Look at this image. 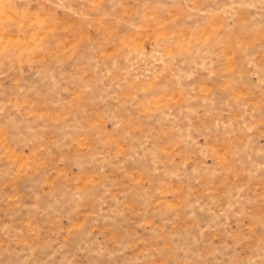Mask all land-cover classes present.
Instances as JSON below:
<instances>
[{"label":"rangeland","instance_id":"1","mask_svg":"<svg viewBox=\"0 0 264 264\" xmlns=\"http://www.w3.org/2000/svg\"><path fill=\"white\" fill-rule=\"evenodd\" d=\"M0 264H264V0H0Z\"/></svg>","mask_w":264,"mask_h":264}]
</instances>
